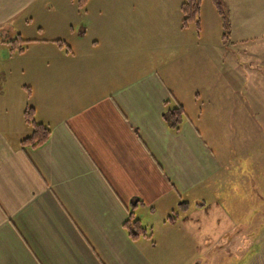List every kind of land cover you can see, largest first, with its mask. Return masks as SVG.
<instances>
[{
  "label": "crops",
  "instance_id": "crops-1",
  "mask_svg": "<svg viewBox=\"0 0 264 264\" xmlns=\"http://www.w3.org/2000/svg\"><path fill=\"white\" fill-rule=\"evenodd\" d=\"M151 1L0 0V264H199L203 217L235 238L253 211L234 264H264V192L242 158L264 23L219 0L223 38L211 0L198 27ZM178 105L173 130L162 113ZM29 108L50 131L37 147L20 144ZM130 213L146 236L127 235Z\"/></svg>",
  "mask_w": 264,
  "mask_h": 264
},
{
  "label": "rangeland",
  "instance_id": "rangeland-1",
  "mask_svg": "<svg viewBox=\"0 0 264 264\" xmlns=\"http://www.w3.org/2000/svg\"><path fill=\"white\" fill-rule=\"evenodd\" d=\"M204 1L205 2H203L202 14H205L206 16L211 15L212 12L211 10L209 11V6L212 9L213 0H211L212 2L210 0ZM247 1H249L250 7L255 12L252 14L255 16L257 15L256 17L253 16L254 25H261L262 23H264V0ZM159 2L164 6L171 2L170 6L175 8L177 11H179L180 7L181 12V5L178 6L179 3L176 0H159ZM138 4H141V6H146L141 11L147 9L152 10L151 0H138L137 5ZM167 10L171 11V9L169 8ZM181 16H183L182 12ZM262 39H264V37H262ZM7 53L8 50H6V48H0V61L5 58ZM254 86L258 90L257 99L255 101H257L258 104H260L261 102V104L264 105V79H262V81L257 79L254 83ZM259 88H261V91L259 90ZM248 116L253 119L254 123V127L252 130L253 137L252 139H248L245 142L247 146H245L243 151L245 152L246 157L242 158L246 161V163L252 165V170L257 175L258 181L256 182L259 186V190L264 192V136H260L259 133V131L261 132L262 129H264L262 128L264 127V107H262V110L259 113L253 111V113L251 115L248 114ZM214 215L219 219V228L213 227V224L211 222V218L214 219V217H212ZM214 215H212L211 218L203 217V219L199 221V264H234L242 251L248 246L250 238V234H248V232H256L254 229V225H252L249 231L248 227L244 225L249 224L252 220V222L254 223V219H256L257 215L259 216V213L253 211L246 216V218L244 219L245 222L243 223V227L237 229L235 238L234 235H232V230L226 231L227 229H223L226 226L227 221L223 220V218H220L222 217V215ZM244 215L245 213H235L236 218H243ZM243 232L246 233V236L240 237ZM202 248H204V250H202Z\"/></svg>",
  "mask_w": 264,
  "mask_h": 264
},
{
  "label": "trees",
  "instance_id": "trees-1",
  "mask_svg": "<svg viewBox=\"0 0 264 264\" xmlns=\"http://www.w3.org/2000/svg\"><path fill=\"white\" fill-rule=\"evenodd\" d=\"M86 2V0H78L79 5H83ZM202 0H184V2L181 4V12L183 14V18L181 21V27H186L189 23L194 22L196 24V27H198V15L200 11ZM213 4L221 16L222 19V29H223V35L222 37L225 38L226 34L228 32V19L227 16L222 9L221 3L219 0H213ZM19 40V43H26L28 41L21 40L19 38L16 39ZM15 48V47H13ZM16 50L19 52L22 51L21 47H16ZM184 116V110L183 107L178 105L171 109H166L162 113V118L166 122V124L173 130H177L179 125L181 124ZM24 119L27 124H29L32 127V133L30 136L24 138L21 140V145H28L30 147H37L45 143L49 136V128L45 125L35 123L33 119V110L29 108L24 113ZM136 200L134 203H137ZM133 203V204H134ZM170 220V217H168ZM124 228L127 232V235L133 239L136 240L139 237L146 236V229L142 227L140 222L133 217V214L130 213L127 220L124 222Z\"/></svg>",
  "mask_w": 264,
  "mask_h": 264
}]
</instances>
